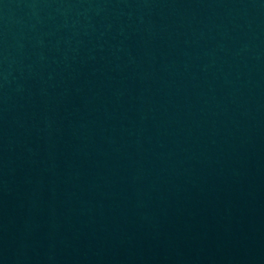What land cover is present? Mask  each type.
I'll return each instance as SVG.
<instances>
[{
	"label": "water",
	"instance_id": "obj_1",
	"mask_svg": "<svg viewBox=\"0 0 264 264\" xmlns=\"http://www.w3.org/2000/svg\"><path fill=\"white\" fill-rule=\"evenodd\" d=\"M0 264H264V0H0Z\"/></svg>",
	"mask_w": 264,
	"mask_h": 264
}]
</instances>
